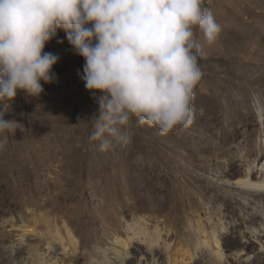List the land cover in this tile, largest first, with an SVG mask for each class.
I'll return each instance as SVG.
<instances>
[{
	"label": "rangeland",
	"instance_id": "374dc122",
	"mask_svg": "<svg viewBox=\"0 0 264 264\" xmlns=\"http://www.w3.org/2000/svg\"><path fill=\"white\" fill-rule=\"evenodd\" d=\"M204 7L222 30L208 44L196 29L204 49L193 101L198 123L162 135L133 117L131 142L101 151L89 140L98 99L80 79L84 58L63 30L44 49L59 56L53 82L41 81L38 97L18 92L0 101L2 118L14 122L0 135V247L16 250L10 261L0 255V264L26 262L32 229L42 234L37 249L50 246L57 264H106L125 252L121 264L179 261L193 252L198 227L203 240L221 236L223 264L251 252L254 243L241 234L258 214L253 204L241 211L236 184L246 162L264 164V0H204ZM245 103L250 122L231 124ZM210 112L211 127L203 121Z\"/></svg>",
	"mask_w": 264,
	"mask_h": 264
},
{
	"label": "clouds",
	"instance_id": "9594fccd",
	"mask_svg": "<svg viewBox=\"0 0 264 264\" xmlns=\"http://www.w3.org/2000/svg\"><path fill=\"white\" fill-rule=\"evenodd\" d=\"M196 29L208 44L222 30L204 0H0V101L18 92L38 97L41 81L53 82L59 56L44 49L63 30L98 99L89 140L101 151L131 142L133 117L162 135L188 127L204 75ZM13 124L0 114V135ZM5 143L6 136L0 149Z\"/></svg>",
	"mask_w": 264,
	"mask_h": 264
},
{
	"label": "bare ground",
	"instance_id": "6f19581e",
	"mask_svg": "<svg viewBox=\"0 0 264 264\" xmlns=\"http://www.w3.org/2000/svg\"><path fill=\"white\" fill-rule=\"evenodd\" d=\"M260 107H259L258 113H259V117H262L263 114H262ZM242 108H244L245 112L241 113L239 111L237 116L231 119L230 121L231 124L234 125L237 120V122H239L241 127H246L248 125L247 123L250 122L249 120L251 119V111L249 110V106L247 103L242 104ZM199 120H201V118L195 119L193 124L198 123ZM215 120L216 118H215L214 112H210L203 119L205 124L210 127L213 126V124H215ZM263 124H264V121H263ZM244 166L245 167L243 171V179H240L236 184V188L238 189V191L242 193L241 195H243V197L240 198L242 201V205H240V209L243 212L247 211L250 204H253L254 206L252 205L250 209L254 210L255 214L256 213L258 214V216L256 215L258 218H256L253 221L251 226L249 227L246 226V230L244 232L246 233V235L241 234V238L248 236V239H250L254 243V248L251 249L250 253H245L246 257H241L240 254H237V255H233V259L238 264H244L248 260H251V259L253 260L252 264H261L264 261V164H261L260 168L258 167L255 168L253 164H247L246 162ZM134 194L135 193L131 195L133 196ZM137 203H140V202L138 201ZM259 205L262 206L260 209H258ZM217 224L220 226L222 225L220 217L217 219L216 225ZM216 227H219V226H216ZM194 232H196L197 239H196V244L193 248V252L187 258L181 259L179 261L168 260L167 264H223L224 262H226L227 256L224 254V251L222 249V245L219 240L221 236L218 234V232L213 231L211 233L210 240H203L200 238V235L207 234L205 231V227H202V228L198 227V229H195ZM28 233H29V239L32 244L27 248L26 262L20 263V264H57V261L55 260L53 261L51 259V256L53 254H52V251L50 250L51 249L50 246L47 249H42V251L40 249H37L40 247L39 241H42V238H41L42 234L36 232L35 229L28 231ZM66 234H67V237L70 243H73V238L70 232L66 231ZM54 235H55V238L58 237L59 238L58 240H60V235H59L57 227L55 228ZM2 247H0V255H3L4 258H5V255L7 256L9 255L7 257V261L12 260L13 252L16 250L12 248V251L8 253V251L3 249ZM122 256L124 257H118L117 261L108 260L106 261V264H121L123 260L127 259L128 253L125 252L124 255ZM74 263L76 264V262ZM94 264H101V263L95 262ZM151 264H161V263H159L158 260L153 259Z\"/></svg>",
	"mask_w": 264,
	"mask_h": 264
}]
</instances>
